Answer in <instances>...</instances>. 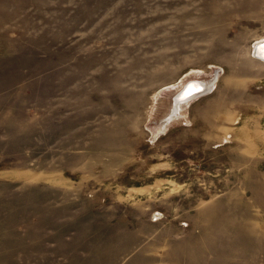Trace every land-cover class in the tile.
I'll list each match as a JSON object with an SVG mask.
<instances>
[{
    "label": "rangeland",
    "instance_id": "374dc122",
    "mask_svg": "<svg viewBox=\"0 0 264 264\" xmlns=\"http://www.w3.org/2000/svg\"><path fill=\"white\" fill-rule=\"evenodd\" d=\"M262 39L264 0H0V264H264Z\"/></svg>",
    "mask_w": 264,
    "mask_h": 264
},
{
    "label": "bare ground",
    "instance_id": "6f19581e",
    "mask_svg": "<svg viewBox=\"0 0 264 264\" xmlns=\"http://www.w3.org/2000/svg\"><path fill=\"white\" fill-rule=\"evenodd\" d=\"M253 55L258 59L264 61V39L260 42H256L253 48ZM216 72V71H215ZM213 76V75H212ZM219 77V71L211 79H199V78H190L188 79L183 86L176 92L174 100V110L180 111L181 106L188 100L201 95L210 89H213L215 83ZM173 115H168L164 120V123H167L171 120ZM164 125V124H163ZM135 188V187H134ZM257 200V199H256Z\"/></svg>",
    "mask_w": 264,
    "mask_h": 264
}]
</instances>
